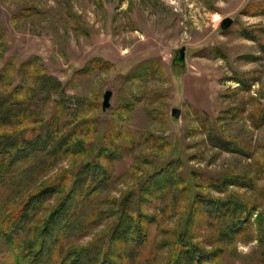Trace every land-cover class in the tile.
<instances>
[{
    "label": "rangeland",
    "instance_id": "374dc122",
    "mask_svg": "<svg viewBox=\"0 0 264 264\" xmlns=\"http://www.w3.org/2000/svg\"><path fill=\"white\" fill-rule=\"evenodd\" d=\"M253 1L0 0V67L15 63L13 84L19 83L21 63L36 57L61 82L65 95L98 105L94 111L88 105L78 109L98 118L96 143L102 145L113 124L137 138L121 159L99 158L112 176L101 196L140 198L145 215L158 214L163 228H174L178 220L169 206L171 194L160 195L156 205L151 193H143L155 170L169 166L178 175L193 173L199 195H234L254 204L247 223L252 239L226 243L225 264H264L254 221L264 198V174H257L264 171V123L255 126L256 110L264 107V13L248 10ZM225 17L233 23L222 31ZM181 47L184 65H173ZM106 90L112 96L103 111ZM51 97L60 95L53 91ZM65 104L64 116L71 119L77 108ZM172 108L180 109L178 118ZM43 111L48 116L52 102ZM145 135L146 143L141 142ZM68 166L70 160H63L51 174ZM224 174H240L246 183L218 187ZM199 220L193 231L203 243L217 228ZM78 237L80 245L91 239ZM0 264H13L1 240ZM156 264H166L165 258Z\"/></svg>",
    "mask_w": 264,
    "mask_h": 264
},
{
    "label": "trees",
    "instance_id": "16d2710c",
    "mask_svg": "<svg viewBox=\"0 0 264 264\" xmlns=\"http://www.w3.org/2000/svg\"><path fill=\"white\" fill-rule=\"evenodd\" d=\"M248 6L256 14L264 13V0ZM15 67L13 61L0 67V240L13 264H156L162 258L166 264H225L226 243L235 246L239 237L245 242L252 239L247 223L254 204L234 195L225 199L199 195L193 173L178 175L169 166L155 170L143 193H151L156 205L160 195L171 194L169 206L178 220L174 228H163L158 214L145 215L140 198L101 196L112 176L99 158L121 159L137 138L113 124L100 146L94 136L98 118L78 110L88 105L94 111L97 104L65 95L61 82L36 57L21 63L17 85ZM53 91L60 98H52ZM48 102L53 111L44 116ZM67 102L77 108L71 119L64 116ZM256 112L257 127L264 123V107ZM148 139L145 135L141 142ZM92 155L97 159H88ZM63 160H70V170L51 174ZM78 162L81 167L74 174ZM245 181L240 174H224L218 187L242 186ZM259 207L255 240L264 258V198ZM196 220L216 226L217 232L203 243L197 241ZM103 221L107 225L97 232ZM78 236L91 239L80 245Z\"/></svg>",
    "mask_w": 264,
    "mask_h": 264
},
{
    "label": "water",
    "instance_id": "95a60500",
    "mask_svg": "<svg viewBox=\"0 0 264 264\" xmlns=\"http://www.w3.org/2000/svg\"><path fill=\"white\" fill-rule=\"evenodd\" d=\"M233 19L231 17H225L219 24V28L222 31L227 30L231 27ZM185 59V47H181L175 51V56L172 59L173 65L183 66ZM112 96L111 90H106L103 94L102 110L105 111L110 106V98ZM171 114L173 117L178 118L180 115V109L172 108Z\"/></svg>",
    "mask_w": 264,
    "mask_h": 264
}]
</instances>
